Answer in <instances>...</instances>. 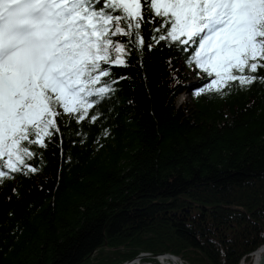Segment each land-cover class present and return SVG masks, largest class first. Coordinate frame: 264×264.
Listing matches in <instances>:
<instances>
[{
  "label": "trees",
  "instance_id": "obj_1",
  "mask_svg": "<svg viewBox=\"0 0 264 264\" xmlns=\"http://www.w3.org/2000/svg\"><path fill=\"white\" fill-rule=\"evenodd\" d=\"M157 26L142 25L144 48L129 45L87 119L57 109L60 132L28 161L38 171L0 183V264H121L141 252L251 264L264 243V87L195 96L213 79L185 60L197 45L156 44Z\"/></svg>",
  "mask_w": 264,
  "mask_h": 264
},
{
  "label": "snow or ice",
  "instance_id": "obj_2",
  "mask_svg": "<svg viewBox=\"0 0 264 264\" xmlns=\"http://www.w3.org/2000/svg\"><path fill=\"white\" fill-rule=\"evenodd\" d=\"M153 23L156 44H198L185 60L213 79L195 96L264 87V0H0V183L38 171L28 161L60 132L57 109L87 119Z\"/></svg>",
  "mask_w": 264,
  "mask_h": 264
},
{
  "label": "water",
  "instance_id": "obj_3",
  "mask_svg": "<svg viewBox=\"0 0 264 264\" xmlns=\"http://www.w3.org/2000/svg\"><path fill=\"white\" fill-rule=\"evenodd\" d=\"M258 250H261L260 255H259V259L257 261L256 264H264V243L261 244L260 246H258L257 248ZM256 249V250H257ZM160 256H165L166 258L170 259L171 262H178L179 264H183V260L176 255H173L171 253H150V252H141L139 254H137L136 256H134L133 258L129 259L128 261H125L122 264H126V263H131L134 261H137L138 259H141L143 257H160Z\"/></svg>",
  "mask_w": 264,
  "mask_h": 264
},
{
  "label": "rangeland",
  "instance_id": "obj_4",
  "mask_svg": "<svg viewBox=\"0 0 264 264\" xmlns=\"http://www.w3.org/2000/svg\"><path fill=\"white\" fill-rule=\"evenodd\" d=\"M180 99H184V100H190L189 99V96H188V94L187 93H182L181 94V96H180ZM97 253V252H96ZM161 253H166V252H161ZM161 257H163L164 258V256H161ZM153 258H156L157 259V263L156 264H160V260L158 259V258H160V257H153ZM165 259V263H167V264H170L171 263V261H170V259H166V258H164ZM250 259H251V254H250ZM129 260V259H128ZM128 260H126V261H128ZM160 261V262H159ZM125 262V261H124ZM124 262H122V263H124ZM136 262V264H152V263H150L151 261H150V259H148V258H141V259H138L137 261H135ZM242 262H244L245 264H248V262L249 261H243V260H240L239 261V264L240 263H242ZM121 263V264H122ZM183 264H185L184 262H183Z\"/></svg>",
  "mask_w": 264,
  "mask_h": 264
},
{
  "label": "bare ground",
  "instance_id": "obj_5",
  "mask_svg": "<svg viewBox=\"0 0 264 264\" xmlns=\"http://www.w3.org/2000/svg\"><path fill=\"white\" fill-rule=\"evenodd\" d=\"M256 249L251 253V264H256L258 259H259V255H260L261 250H258V249L256 250ZM159 260L161 261V262L159 261L160 264H167V263H165V259L163 257L160 256ZM126 264H136V262L134 261L131 263H126ZM170 264H179V263L178 262L176 263L174 261V262H171ZM240 264H244V263L242 262Z\"/></svg>",
  "mask_w": 264,
  "mask_h": 264
},
{
  "label": "built area",
  "instance_id": "obj_6",
  "mask_svg": "<svg viewBox=\"0 0 264 264\" xmlns=\"http://www.w3.org/2000/svg\"><path fill=\"white\" fill-rule=\"evenodd\" d=\"M164 258H166L165 256H164ZM159 259V258H158ZM167 259V258H166Z\"/></svg>",
  "mask_w": 264,
  "mask_h": 264
}]
</instances>
